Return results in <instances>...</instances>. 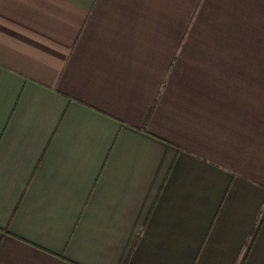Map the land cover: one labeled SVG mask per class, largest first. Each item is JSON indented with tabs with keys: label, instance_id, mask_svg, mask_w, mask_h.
I'll return each mask as SVG.
<instances>
[{
	"label": "crops",
	"instance_id": "obj_1",
	"mask_svg": "<svg viewBox=\"0 0 264 264\" xmlns=\"http://www.w3.org/2000/svg\"><path fill=\"white\" fill-rule=\"evenodd\" d=\"M0 264H264V0H0Z\"/></svg>",
	"mask_w": 264,
	"mask_h": 264
}]
</instances>
